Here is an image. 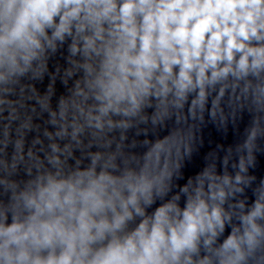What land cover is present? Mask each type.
I'll return each mask as SVG.
<instances>
[{
  "label": "clouds",
  "instance_id": "clouds-1",
  "mask_svg": "<svg viewBox=\"0 0 264 264\" xmlns=\"http://www.w3.org/2000/svg\"><path fill=\"white\" fill-rule=\"evenodd\" d=\"M0 264H264V0H0Z\"/></svg>",
  "mask_w": 264,
  "mask_h": 264
}]
</instances>
